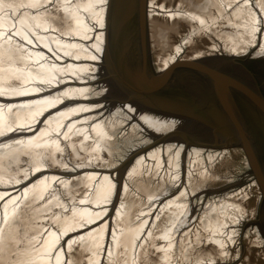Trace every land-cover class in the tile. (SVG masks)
Wrapping results in <instances>:
<instances>
[{
  "label": "rangeland",
  "instance_id": "obj_1",
  "mask_svg": "<svg viewBox=\"0 0 264 264\" xmlns=\"http://www.w3.org/2000/svg\"><path fill=\"white\" fill-rule=\"evenodd\" d=\"M38 1V6L36 3L30 5L28 1L22 3L16 7V11L7 3L4 4L8 9L12 8L10 13L15 14L38 42L41 36L50 35L47 38L55 43L53 39L60 38L62 34L67 36V42L73 41L67 33L70 20H64L63 13L64 3H71L73 0H45L46 3ZM74 1L81 3L85 0ZM133 1L135 16L129 22V27L137 25V12L141 2ZM150 2L156 10L163 7V11L184 10V14L189 13V10H201L198 15H194L199 18L194 17L191 21H188V17L184 21V16L174 19L163 15L155 17L156 22L166 26L165 28L173 25V29L166 33L172 46L179 45L187 38L183 54L179 56L192 57L194 51L200 50L212 55L210 57L218 62L225 58L227 63L223 65H230L226 60L230 52L222 48L228 41L221 34L239 29V32L247 35L245 19L235 12L239 0H209L206 7L200 3L204 0H147V6H150ZM4 9L2 5L0 13L5 14ZM46 18H57L64 28L58 30L57 27L46 26L41 21L47 22ZM44 27H48V32L42 33L46 31L43 30ZM213 28L217 29L218 35L212 36L209 32ZM149 34L147 24V38ZM148 42L155 62L159 46H154L153 40L148 39ZM261 42L264 43H259ZM252 44L250 41L244 52L237 56L249 76L247 78L252 79L264 91V57L257 55L261 52V45ZM23 51L24 55L28 54ZM167 53L170 55L172 51ZM164 57L163 60L168 59ZM67 60L69 62V58ZM102 68L103 65L95 63V69L82 71L81 79H78L82 83L78 87H101L105 82ZM16 83L18 89L12 88L13 95L22 92L25 94L31 87L30 79L25 83ZM75 85L68 83L61 88L70 89ZM21 95L23 94L17 96ZM19 103L18 100L13 104ZM79 115L84 116L81 113ZM49 116L51 115L48 114L45 119L34 124L30 118L23 119V116L16 118L8 115V118H3L0 123V151L11 147L24 149L26 145L42 138L40 135L49 131L46 129ZM91 121L94 119L88 118L85 123L89 129ZM116 128L115 136L103 139L106 147L99 149L102 155L99 159H96L94 151L88 153L84 151L85 148L74 152V144L80 145L85 142L84 139L75 137L71 127L68 129L60 126L51 128L53 131H49L43 136L44 140H40L49 144L56 140L58 149L48 145L49 150L40 151L39 160L26 149L17 158L18 163L12 173L0 169V190L23 184L27 180V184L19 187L18 193L29 189V194L19 197L18 203L10 211L8 206L4 207V202L0 203V264H48L41 261V254L47 252L46 258H52L53 252L60 246L66 248V255L58 258L59 264H264V244H256V239L264 242V233L255 228L264 222L261 191L240 150L211 148V151L223 150L227 153L212 163L207 162L206 166L195 165V171L186 184L191 192L185 195L182 189L187 182L186 178L181 181L183 186H179L180 183L176 185L162 171L150 165L131 173L133 163L159 144L140 150V146L137 147L136 144L144 141L141 136L128 144V139L122 133L129 126L120 125ZM38 129L39 131H35ZM88 139L89 145L96 146L94 141ZM153 141L144 144H151ZM164 166L161 165V168ZM91 172L96 175L83 179ZM100 173L113 177L114 193ZM201 174L205 175L201 177ZM55 175L65 179L58 177L52 182L51 178ZM73 178L78 180L72 181ZM67 179L70 181H66ZM169 199L175 200L171 205L165 204ZM223 200L240 209L241 215L234 219L231 211L228 214L231 224L220 230L212 225L217 223L215 221H222L224 214L233 207L229 203L221 204ZM189 211H192L191 214ZM208 219L214 221L208 222L206 227L204 224ZM230 226L237 228V235L233 233V229L228 234ZM56 235L60 236V240L53 246L52 237ZM81 236L82 239L79 238ZM229 238V247L226 244L228 249L218 246L216 240L224 242ZM48 243L53 249L47 248ZM56 260L53 257L50 264H56Z\"/></svg>",
  "mask_w": 264,
  "mask_h": 264
},
{
  "label": "bare ground",
  "instance_id": "obj_2",
  "mask_svg": "<svg viewBox=\"0 0 264 264\" xmlns=\"http://www.w3.org/2000/svg\"><path fill=\"white\" fill-rule=\"evenodd\" d=\"M27 1L30 5H34L35 3L37 6L40 5L38 0H0V7L3 5L5 7L4 10H6L4 12L5 14L0 13V123L3 118H8V115H12V117L16 118L23 116V119L28 117L34 124L39 120L42 121L49 114L51 116L47 120V130L53 131L51 128L60 126H66L68 129L71 127L75 137L83 138L85 141L77 146L74 144V152L79 151L80 148H85L84 151L86 150L88 153L94 151L97 157L96 159L102 156L99 149L106 147L103 139L109 136H115L117 134L115 131L117 129L116 126H129L125 130L126 132L122 133L123 137L128 139V144L135 141L138 136H141L144 140L142 143L136 144L137 147L140 146V150L143 147L151 148L159 144L148 150L147 153H143L130 167V172H139L146 165H150L162 171L176 185L180 183L179 186H183L184 183L181 184V181L186 178L187 182L183 186L182 193L188 195L191 191L186 187V184L189 181L190 175H193L196 166H206L207 162L212 163L227 153V151L210 150L221 145L218 138V131L215 132L209 126L192 121V118L164 114L137 101L130 100L131 95L124 92L112 79H109V72L104 67L106 47L108 52V43L106 42V21L107 17H109L108 9L110 8V4H112V6L114 5L112 10H114L115 14H124L127 13V10L129 11L131 9L134 1L113 0V3H111V0H85L81 3H76L73 0L71 3H64V20H70V29H68L69 32L67 33H69V38L73 41L67 42L65 40L67 36L62 34L60 38L53 39L55 43H52L47 38L50 35L41 36L38 42V39L31 36L27 27L21 24V21L15 17V14L12 15L10 13L12 8L16 11V7ZM64 1L66 2L67 0ZM208 1L204 0V2L200 3L203 7H206ZM42 2H45V0H42ZM4 3L12 6V8L8 9ZM162 9L163 7H158L157 10L154 9V5L150 2V6H147L146 14L148 31L150 32L148 39L153 40L154 46H159V52L156 54L155 59L158 67H164L171 60L182 55L188 40L186 38L179 45L172 46L169 36L166 33L173 29V25L171 24L169 28H165L166 26L156 22L155 17L163 15L174 19L177 16H184L182 18L184 21L186 20L185 17H188V21H191L190 19H198L199 16L195 17L194 15H198L199 11H201L194 9L184 14V10L182 12H172V10L163 11ZM235 12H237L238 16L245 19V34L247 35L245 36L244 32H239V29L222 33L221 36L228 41V45L224 43L222 48L229 50L230 53L228 55L237 56L238 54H242L245 48L248 47L250 41H252V45H261V52L257 55L264 57V43H259L260 41H264V0H239ZM113 16L110 12L109 24L110 22L112 25L114 24V28H112L113 34L116 36L118 33L120 36V30H124V27L129 26V24L127 21H119L117 17L115 19V16ZM46 19L47 22L41 19L46 26L57 27L58 30L64 28L63 23H60L57 18ZM116 24L119 26V32L118 28L115 29L117 27ZM46 28L48 27H44L43 30L46 31L42 33L48 32ZM209 32L212 33V36L218 35L217 29L215 28L209 30ZM150 47H152L151 44ZM22 51L28 52V54L24 55ZM168 51H172V53L169 55L167 53ZM163 56L168 59L163 60ZM210 56L212 55L203 53L200 50L194 51L192 54V57L204 58L206 62L215 59ZM67 58H69V62ZM78 59L81 61H78ZM95 63L100 66L103 65L104 84L96 89L90 88L89 86L78 87L82 83H79L80 81L78 80L81 79L82 71L95 69ZM227 68H231V71L234 70V73L240 77L241 75L249 77L238 65H233L232 67L227 66ZM21 79L23 80L21 81ZM27 79L31 80L29 92L13 95L11 93L12 88L15 87V90L18 89L16 81L25 83ZM68 83H74L76 85L70 89H62ZM59 88L61 89L57 90ZM20 94L23 95L17 96ZM75 99L77 102H75ZM18 100L20 102L19 104H13L15 102L17 103ZM10 103L11 105H9ZM76 103L78 104L76 105ZM79 113L84 116L80 117ZM87 117L94 119L89 124L90 129L85 126V123L88 122ZM76 129L78 130L76 131ZM35 131H39V129ZM48 132L40 135L43 139H36L34 143L26 145L24 149H22L23 147H17L15 149L11 147L0 151V160L3 157V160L0 161V163L3 162L0 164V169L9 174L12 173L13 168L18 163L17 158L26 149L30 150L28 153H31L37 160L40 159L41 150L45 152L47 149L49 150V146L58 149L56 140L54 142L51 141L50 144L40 141L44 140L43 136L48 134ZM88 138L94 141L96 146L89 145ZM147 141L153 142L151 144H144ZM43 144L45 145L43 146ZM161 165L165 166L161 168ZM100 174H103L105 182H108V188L110 190L113 189V177L104 173ZM94 175L96 173H87L83 179H89ZM203 175L205 174H201V177ZM58 177L61 178L58 175L53 176L51 178L52 182ZM61 179L64 180L65 178ZM74 180H78V178H73L72 181ZM66 181L69 182L70 179ZM27 183L28 180L23 184H16L12 188L0 190V203L4 202V207L8 206L10 208L9 211L12 210L18 203L17 200L19 197L21 198L26 193L29 194V189H25L24 193H18L20 191L19 187ZM18 188L19 190H15ZM114 192L115 189H113ZM174 200L169 199L164 203L171 205ZM227 203L231 204L226 200H223L221 204ZM231 206H233L232 209H229L224 214L223 220L215 221L217 223L214 226L212 225V227L220 230L226 229V226L231 224V221L228 219V214L231 211H233L234 219L241 215L239 212L240 209H237L233 204ZM191 212L189 211V214ZM261 213L264 218V205L262 206ZM210 221L214 220L208 219L204 225L207 227ZM209 227H211L210 223ZM255 228H258L264 233V222L256 225ZM228 230V234L231 230L236 235L238 234V230L234 226L228 227ZM52 238L53 246H55L58 240H60V236L56 235ZM79 238L82 239L83 236ZM230 238L224 242L216 240L219 243L218 246L222 249H228ZM48 244L47 248L53 249V246L50 243ZM226 244H228V247H226ZM256 244L262 246L264 242L261 239H256ZM43 250L48 251V249ZM43 253V255L41 254L42 262H48L50 264L54 257V260L57 259L55 263L59 264L58 258L66 255V248L60 246L58 250L56 249L53 252L54 256L52 258H46L45 255L47 252Z\"/></svg>",
  "mask_w": 264,
  "mask_h": 264
},
{
  "label": "water",
  "instance_id": "obj_3",
  "mask_svg": "<svg viewBox=\"0 0 264 264\" xmlns=\"http://www.w3.org/2000/svg\"><path fill=\"white\" fill-rule=\"evenodd\" d=\"M111 6L109 17L114 13ZM138 9L137 25L124 27L120 36L113 34L114 24H109L107 17L104 67L109 79L129 93L130 100L164 114L192 118L218 131L221 145L217 149H236L244 154L264 205V94L259 86L227 68L238 65L246 72L238 56H227L230 65H223L225 58L206 62L204 58L178 56L158 67L147 38V0H141ZM114 16L129 24L135 16L134 6Z\"/></svg>",
  "mask_w": 264,
  "mask_h": 264
},
{
  "label": "flooded vegetation",
  "instance_id": "obj_4",
  "mask_svg": "<svg viewBox=\"0 0 264 264\" xmlns=\"http://www.w3.org/2000/svg\"><path fill=\"white\" fill-rule=\"evenodd\" d=\"M252 83L256 86L257 84H255L254 83V81H252ZM257 86H259V85H257ZM259 88H260V90H261V92L264 94V91H263V89L259 86Z\"/></svg>",
  "mask_w": 264,
  "mask_h": 264
}]
</instances>
